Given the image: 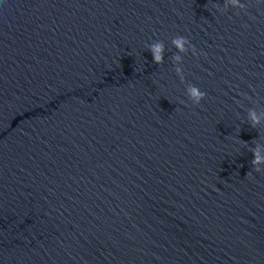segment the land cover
<instances>
[{
	"label": "water",
	"instance_id": "obj_1",
	"mask_svg": "<svg viewBox=\"0 0 264 264\" xmlns=\"http://www.w3.org/2000/svg\"><path fill=\"white\" fill-rule=\"evenodd\" d=\"M241 2L0 0V264H264V0Z\"/></svg>",
	"mask_w": 264,
	"mask_h": 264
},
{
	"label": "clouds",
	"instance_id": "obj_2",
	"mask_svg": "<svg viewBox=\"0 0 264 264\" xmlns=\"http://www.w3.org/2000/svg\"><path fill=\"white\" fill-rule=\"evenodd\" d=\"M217 7L221 12H227L231 7L238 9H246V4L242 3L241 0H225L224 6L221 8L219 5ZM172 45L177 49V53L174 54L171 59L173 60L175 67V72L180 76L182 82L185 81L183 68L180 67L181 62H183V56L181 53L187 54L189 48L193 53H196V47L191 41L185 36H176L172 39ZM148 51L151 52L153 61L157 65H162L165 61L164 53L166 51L165 44L163 41H156L147 46ZM186 95L193 105H200L201 102L206 98L207 93L202 91L195 84H188L186 88ZM183 102V101H182ZM248 122L250 126L254 129H259L261 125V115L257 113L254 108L248 110ZM247 143V142H245ZM262 149H264V143H260L257 139L255 141V146L251 147L250 150L253 153V159L251 164L253 170L247 173L249 179H255L253 171L264 173V154H262Z\"/></svg>",
	"mask_w": 264,
	"mask_h": 264
}]
</instances>
